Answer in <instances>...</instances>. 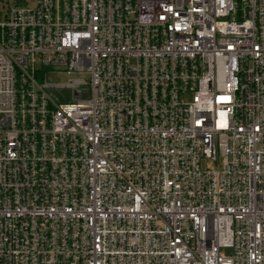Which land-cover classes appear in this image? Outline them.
Here are the masks:
<instances>
[{"label":"built area","instance_id":"built-area-1","mask_svg":"<svg viewBox=\"0 0 264 264\" xmlns=\"http://www.w3.org/2000/svg\"><path fill=\"white\" fill-rule=\"evenodd\" d=\"M0 264H264V0H0Z\"/></svg>","mask_w":264,"mask_h":264},{"label":"rangeland","instance_id":"rangeland-1","mask_svg":"<svg viewBox=\"0 0 264 264\" xmlns=\"http://www.w3.org/2000/svg\"><path fill=\"white\" fill-rule=\"evenodd\" d=\"M29 5H34L36 0H27ZM74 76H68L66 74L51 76V80L57 83H65L71 80Z\"/></svg>","mask_w":264,"mask_h":264}]
</instances>
